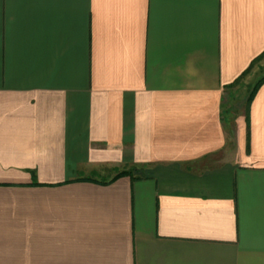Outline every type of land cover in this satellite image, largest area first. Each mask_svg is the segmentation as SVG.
<instances>
[{"label": "crops", "instance_id": "0c3cea01", "mask_svg": "<svg viewBox=\"0 0 264 264\" xmlns=\"http://www.w3.org/2000/svg\"><path fill=\"white\" fill-rule=\"evenodd\" d=\"M261 66L264 0H0V264H264Z\"/></svg>", "mask_w": 264, "mask_h": 264}, {"label": "rangeland", "instance_id": "374dc122", "mask_svg": "<svg viewBox=\"0 0 264 264\" xmlns=\"http://www.w3.org/2000/svg\"><path fill=\"white\" fill-rule=\"evenodd\" d=\"M264 78V67H260V69H256L253 73L251 72L247 77L244 79L240 78L235 85V90H231L228 94H226V105L231 106L233 109L232 116L235 115L236 119L241 118L246 110V107L249 105L248 101L251 97L252 92L254 91L255 87L259 84V82ZM126 169H133L126 165ZM121 169L109 172L110 176L115 175L117 176L121 173Z\"/></svg>", "mask_w": 264, "mask_h": 264}, {"label": "trees", "instance_id": "16d2710c", "mask_svg": "<svg viewBox=\"0 0 264 264\" xmlns=\"http://www.w3.org/2000/svg\"><path fill=\"white\" fill-rule=\"evenodd\" d=\"M264 82V78L259 82V84L255 87L254 91L252 92L251 94V97L249 98V101L248 103L250 104V102L252 101V99L254 98L257 90L259 89V87L261 86V84ZM123 174H127L126 172H122V173H119L117 176H121Z\"/></svg>", "mask_w": 264, "mask_h": 264}]
</instances>
